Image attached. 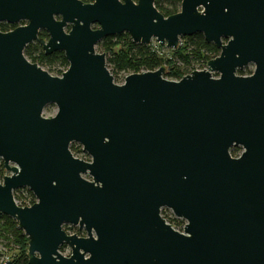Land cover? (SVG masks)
I'll return each instance as SVG.
<instances>
[{"label": "water", "instance_id": "95a60500", "mask_svg": "<svg viewBox=\"0 0 264 264\" xmlns=\"http://www.w3.org/2000/svg\"><path fill=\"white\" fill-rule=\"evenodd\" d=\"M1 22H24L0 30V215L28 264H264V0H181L168 16L154 0H0ZM121 32L168 48L200 32L219 54L179 79L161 64L113 79L95 48ZM35 40L64 53L60 75L27 59Z\"/></svg>", "mask_w": 264, "mask_h": 264}, {"label": "trees", "instance_id": "16d2710c", "mask_svg": "<svg viewBox=\"0 0 264 264\" xmlns=\"http://www.w3.org/2000/svg\"><path fill=\"white\" fill-rule=\"evenodd\" d=\"M82 1L92 2L93 0ZM180 2L181 0H154V5L164 16H168L179 10ZM23 23L24 22L8 24L1 22L0 30L8 31ZM39 37L46 38V32L40 31ZM185 38L187 41L181 46L174 48L173 51L186 62H189L190 59H196L204 65L207 60L219 54V49L213 43L207 42L200 32L185 36ZM96 47L100 52L106 54V64L111 68L110 72L113 79L119 72L132 73L154 70L164 61L155 51H152L149 45L133 42L126 32L105 36L97 42ZM24 54L30 62L37 63L38 65H46L49 73L54 72L60 75L68 66V62L62 51H54L50 54H46L40 43L36 40L25 47ZM165 62L167 66L163 76L179 79L185 74L184 71L174 65L172 60L167 59ZM52 66H59L61 68L51 70ZM238 72L242 74L241 69H239ZM2 171L3 166L0 164V174ZM24 189L30 196L29 199L27 196L18 193L20 189L13 192L15 201L21 206L30 205L34 202V196L30 190L27 188ZM65 226L66 225H64V227ZM0 236L7 241L6 245H8V243L14 244L13 248L9 247V249H13L16 252L10 258L12 264H28V237L18 228L17 221L9 216L1 214Z\"/></svg>", "mask_w": 264, "mask_h": 264}, {"label": "rangeland", "instance_id": "374dc122", "mask_svg": "<svg viewBox=\"0 0 264 264\" xmlns=\"http://www.w3.org/2000/svg\"><path fill=\"white\" fill-rule=\"evenodd\" d=\"M185 41H187V39L185 38V36H181L179 38V42H178V46H181ZM149 46L151 47L152 51H154L155 49V53L160 56L162 58V60H164L163 62H161V65L164 67V69L167 66V63L165 62V60L169 59L172 60L174 62V65L177 66L180 70L184 71L185 74L189 71L192 70V67H205L206 63L204 65L201 64L200 61H197L196 59H190L189 62L184 61V59L180 58L179 56H177L173 49L174 48H168L166 45H160V46H156L155 44H149ZM156 46V47H155ZM177 46V47H178ZM96 51H99L97 49V47L95 48ZM107 65V64H106ZM44 70L49 71L46 65H40ZM109 71H110V67L107 66ZM60 69L61 67L59 66H52L51 70H56V69ZM254 66L252 64H248L246 66H244L243 68H241L242 70V74L239 73L237 71V74L239 75H248L252 72ZM65 70V69H64ZM63 70V71H64ZM52 75H59L58 73H54V72H50ZM128 73L126 72H119L117 73L114 77L118 80H120L121 78H123L125 75H127ZM216 74L217 73H213ZM166 79H175V78H168L166 76H164ZM56 112V105L53 103H49L47 105H45V107L43 108V112L42 115L45 117H50L52 115H54V113ZM71 147L70 150L72 151V154H74V156L84 159V160H89L90 157L89 155L82 150V146L80 144H78L77 142L71 143ZM242 151V147L241 146H235L232 147L230 149V153L232 156H238ZM1 162V159H0ZM85 178L90 179V176L87 174L83 175ZM18 193L23 194L25 196L28 197V199L30 198V196L28 195V193L26 192L25 189H22L20 191H18ZM35 200V197H34ZM161 216L165 219V221L169 224H171L176 230L182 231L183 227L186 223V221L181 218V217H175L174 214L172 213V211L169 208L163 207L161 209ZM71 226V227H67ZM66 228L63 225V228L65 229V231L68 234H72V233H86L85 230L83 228L78 229L77 226H72V225H68L66 224ZM7 241L2 239V237L0 236V263H4L6 260L10 259L11 256L13 254H15L16 252L13 249H9V247H14V244L12 243H8V245H6ZM60 252L63 255H68L70 253V247L67 245H63L60 247Z\"/></svg>", "mask_w": 264, "mask_h": 264}, {"label": "flooded vegetation", "instance_id": "af4514ba", "mask_svg": "<svg viewBox=\"0 0 264 264\" xmlns=\"http://www.w3.org/2000/svg\"><path fill=\"white\" fill-rule=\"evenodd\" d=\"M71 146V145H70ZM233 147H235V146H233ZM72 152V151H71ZM74 155V154H73ZM1 159V158H0ZM0 164H2V166H3V162H2V159H1V162H0ZM5 174H8V172L5 170V168L3 167V171H2V173L0 174V178L3 176V175H5ZM24 188H26V187H23V188H18V189H16V190H22V189H24ZM28 189V188H27ZM15 191V190H14ZM13 191V192H14ZM31 192V191H30ZM34 196V195H33ZM35 201V200H34ZM73 226V225H72ZM77 226V225H76ZM68 227H71V226H68ZM67 227V228H68ZM78 227V226H77ZM78 229H81V228H79L78 227Z\"/></svg>", "mask_w": 264, "mask_h": 264}, {"label": "built area", "instance_id": "2783aa9c", "mask_svg": "<svg viewBox=\"0 0 264 264\" xmlns=\"http://www.w3.org/2000/svg\"><path fill=\"white\" fill-rule=\"evenodd\" d=\"M150 43H151V44H155L156 46H160V45H161V44H160L155 38H153V39L150 41ZM150 43H149V44H150ZM149 44H147V45H149ZM156 46H155V47H156ZM154 51H155V49H154ZM205 67H206V66H205ZM213 73H214V72H213ZM215 73H216V72H215Z\"/></svg>", "mask_w": 264, "mask_h": 264}]
</instances>
